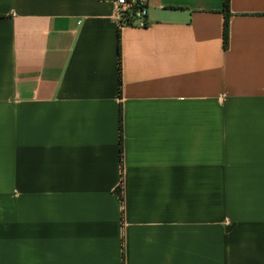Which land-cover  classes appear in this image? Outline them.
Returning <instances> with one entry per match:
<instances>
[{"label": "crops", "instance_id": "crops-1", "mask_svg": "<svg viewBox=\"0 0 264 264\" xmlns=\"http://www.w3.org/2000/svg\"><path fill=\"white\" fill-rule=\"evenodd\" d=\"M222 8L0 0V264H264V0Z\"/></svg>", "mask_w": 264, "mask_h": 264}, {"label": "built area", "instance_id": "built-area-1", "mask_svg": "<svg viewBox=\"0 0 264 264\" xmlns=\"http://www.w3.org/2000/svg\"><path fill=\"white\" fill-rule=\"evenodd\" d=\"M118 13L119 28H145L147 21V0H113Z\"/></svg>", "mask_w": 264, "mask_h": 264}, {"label": "trees", "instance_id": "trees-1", "mask_svg": "<svg viewBox=\"0 0 264 264\" xmlns=\"http://www.w3.org/2000/svg\"><path fill=\"white\" fill-rule=\"evenodd\" d=\"M230 4L231 0H223V8L222 12L224 14V25H223V46L224 48H227L229 45V37H230ZM118 55H119V85L121 87L122 84V67H121V38L120 34H118ZM121 90V89H120ZM121 137H120V145H121V159L123 155V134H122V117H121ZM122 163V160H121ZM116 194L120 198V200L123 202V188L122 184L116 189Z\"/></svg>", "mask_w": 264, "mask_h": 264}, {"label": "rangeland", "instance_id": "rangeland-1", "mask_svg": "<svg viewBox=\"0 0 264 264\" xmlns=\"http://www.w3.org/2000/svg\"><path fill=\"white\" fill-rule=\"evenodd\" d=\"M223 190H218V204H217V213H218V225H221L223 228V215H224V204H223Z\"/></svg>", "mask_w": 264, "mask_h": 264}]
</instances>
